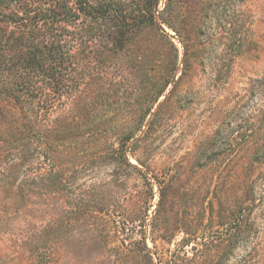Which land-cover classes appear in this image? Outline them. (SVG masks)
I'll use <instances>...</instances> for the list:
<instances>
[{
    "label": "rangeland",
    "instance_id": "1",
    "mask_svg": "<svg viewBox=\"0 0 264 264\" xmlns=\"http://www.w3.org/2000/svg\"><path fill=\"white\" fill-rule=\"evenodd\" d=\"M0 10V264H264V0Z\"/></svg>",
    "mask_w": 264,
    "mask_h": 264
},
{
    "label": "trees",
    "instance_id": "2",
    "mask_svg": "<svg viewBox=\"0 0 264 264\" xmlns=\"http://www.w3.org/2000/svg\"><path fill=\"white\" fill-rule=\"evenodd\" d=\"M80 7H81V5H80ZM111 10H113V8H110V5H106L104 8H102L103 13H107V12L109 13V12H111ZM0 14L2 15V17L7 22H11L14 25L15 24L17 25L20 23L21 18L19 16H11V15L7 14L6 12H4L3 10H0ZM34 33L37 35L38 38L41 35L44 36V34L41 33L40 29H37V31ZM50 35L56 36V34H53V33H51ZM20 39H21V36L19 34L15 35L14 31H12V33L10 35H7V36L4 35L3 33H0V50L6 49L8 47L9 48L14 47L16 45V43L18 41H20ZM63 46H64V44L61 42V40H58L56 38H54L53 40H48V41L46 39V40H44V42H42L41 45L40 44L36 45L34 50H35V56H36L37 65L39 66V69H41V67H44L43 69L50 71L49 75H51V73L54 71L55 68L53 66L51 67L50 65H46V62L50 59H52V60L58 59L57 61H60V62L62 60H64ZM8 54H10V53H8ZM8 54H6L5 59L10 58V56H8ZM11 67H12V69H15L14 66H11ZM11 67H9V69H11ZM16 68L19 69L18 67H16Z\"/></svg>",
    "mask_w": 264,
    "mask_h": 264
}]
</instances>
